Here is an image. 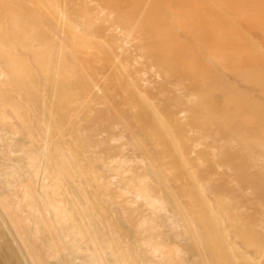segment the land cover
I'll return each mask as SVG.
<instances>
[{
    "label": "bare ground",
    "instance_id": "1",
    "mask_svg": "<svg viewBox=\"0 0 264 264\" xmlns=\"http://www.w3.org/2000/svg\"><path fill=\"white\" fill-rule=\"evenodd\" d=\"M0 70L41 167L83 164L28 192L0 126V264H264V0H0ZM116 140L147 168L97 184Z\"/></svg>",
    "mask_w": 264,
    "mask_h": 264
},
{
    "label": "rangeland",
    "instance_id": "2",
    "mask_svg": "<svg viewBox=\"0 0 264 264\" xmlns=\"http://www.w3.org/2000/svg\"><path fill=\"white\" fill-rule=\"evenodd\" d=\"M6 11L8 13H11V11H12L11 7L10 6L7 7ZM57 15H58L59 18H62V15H61L60 12H58ZM102 36L105 37L107 35L102 34ZM36 46H34L33 48H35ZM18 47H19V45H18ZM39 47L37 46L35 48V50H38ZM40 49H41V47H40ZM50 50H52V49L50 48ZM53 50H55V49H53ZM65 56H66V53L64 52L62 54V57L65 58L64 60L66 61V64H67V60H66ZM63 58H62V60H63ZM114 58H113V60L115 61ZM64 60L62 61L64 63V64L62 63L63 67L69 66V64H67V65L65 64ZM112 61H108L107 64L109 65V63H110V66H111V64L114 62V61L113 62ZM39 64H40V62H38L37 65H39ZM41 64H43V63H41ZM41 64H40V66H38V68L36 70L35 69L34 70L35 71L38 70V72H35V73L40 77L41 82H43L44 80L42 81V78L43 79L45 77L47 78V74L48 73H46L47 72L46 70H42L41 69V68H43V65H41ZM108 65H107V67H108ZM127 65L133 67L134 63L133 62L132 63L127 62ZM39 69H40L41 72L42 71L45 72V74L42 72L44 75H46L45 77H44L43 74L40 73ZM76 73H78V72L76 71ZM3 75H4V72H2V70H0V78H2ZM85 86H86V84H85ZM5 87H6V85L3 84L2 82H0V90L2 88H5ZM85 89H86V87H85ZM85 89L83 88V90H85ZM83 90H82V92H84ZM88 92L90 93V91L87 90V93ZM85 93H86V90H85ZM14 97L19 100L18 96L15 95ZM89 97L91 99H93V96H92L91 93L89 94ZM54 100H55V98L52 100V102H50V100H49V103H53ZM90 102L91 101L89 99L88 100V104L89 105H87L88 108H89V109L87 108L88 111H91V109L94 108L93 104L97 103V101H94L93 103L92 102L90 103ZM4 105H5L4 103L0 104V106H4ZM71 109L74 110L75 108L74 109L71 108ZM70 113H71L72 116L75 115L74 111H71ZM0 126L8 128L13 133H15L19 143L20 142H27V141L32 142L31 150L26 152V153H25V151L23 152V151H20V150L19 151L16 150L15 154H13V152H12L13 157H15V159H16V161L18 163L19 169H21L27 175L26 189H27L28 192L33 191L37 187V184L39 183V188L41 190L45 191L48 194L56 195L54 193H56L55 191L57 190V187L60 184H62V185L65 184L66 185V190L64 192L66 197L69 196L72 193V189L70 187H68V184H71L74 187L77 186L78 182L80 181V179L82 177V175L80 174L79 170L81 169V166L83 164L79 163V162H77L76 164H72V165L69 164V162H68L69 151L67 149H63V146H62V149L58 150V157L65 163V165L61 166V170L59 172H52L49 169V164L51 163V160H48V159L46 160V169L41 167V161H40L39 154H40V148H41V145H42L44 130H43V132H41L40 128H38V129L36 128L34 130V133H37L36 136H32L30 139H26L25 138L26 136L24 135V132L21 129L20 121H19V118L17 117V113H16L15 110H13L10 107H0ZM122 143H123V141H122ZM122 143L120 141H118V140L112 142V145H113V148L111 149L112 150V155H111V157H109L107 159L104 158V155L99 151L98 147H92L89 150V152H86V154L88 156L90 155L89 156L90 160L92 159L91 162L89 163L91 169L93 168V165H94L93 163L100 165V169L101 170L100 169L94 170V171L92 170L90 172V174L93 175L94 180L98 179L97 180V184H100V183L104 182L103 178H108V180H110L112 183L117 182V180H120L121 178H123L124 180H129L131 178H136V177L131 176L132 175V171L131 170H132V168H136V165L138 166V168H140V166L142 168H144V169L147 168V163L140 162L137 158H135L133 156V154L131 152H129V150L126 148V146L123 145ZM65 146H67V145H64V147ZM120 147H122V148L119 149ZM19 148L21 149V146H19ZM128 152H129V154H128ZM4 155H5V153H4ZM98 155H100V156H98ZM52 156L57 161L59 160V158L57 157L56 154H54V155L52 154ZM4 162H5V156H4L3 162L0 164V170L1 171L4 170ZM129 169H131V170H129ZM62 170H64V171H62ZM68 172L70 173V175H68ZM76 172H77V174H76ZM115 176H116V180H115ZM127 176H129L130 178L127 177ZM123 179H121V180H123ZM148 180H151V179L148 178ZM82 181H83V183H85L86 180H82ZM86 183L92 185L88 181H86ZM125 191L126 192H124V189H123L122 193L126 197V196L129 195V193L127 192V189H125ZM32 198H34V197H32ZM119 204L120 203L114 204L115 208L118 209V210H120V207H121ZM116 205H118V206H116ZM121 205L123 206V203H121ZM135 205L136 204H134V206ZM145 207H147V206H144V204H141V205L138 206L137 216H139L140 210L142 212L145 210ZM146 209L150 210L148 207ZM147 210H145L144 212L147 213L146 212ZM144 212L141 215L145 214ZM155 223H158V218L156 219ZM151 256H152L151 253H149V255L145 253V260L147 258V259H149V260H151L153 262H157L159 264H164L163 257L159 253L158 250H155L154 251V256H152V257ZM74 264H84V261L82 262V261H79L77 259Z\"/></svg>",
    "mask_w": 264,
    "mask_h": 264
}]
</instances>
